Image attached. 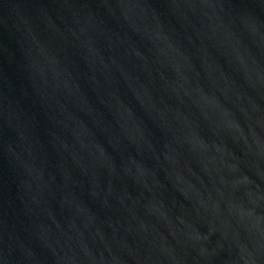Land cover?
Here are the masks:
<instances>
[{
    "label": "water",
    "instance_id": "1",
    "mask_svg": "<svg viewBox=\"0 0 264 264\" xmlns=\"http://www.w3.org/2000/svg\"><path fill=\"white\" fill-rule=\"evenodd\" d=\"M0 264H264V0H0Z\"/></svg>",
    "mask_w": 264,
    "mask_h": 264
}]
</instances>
